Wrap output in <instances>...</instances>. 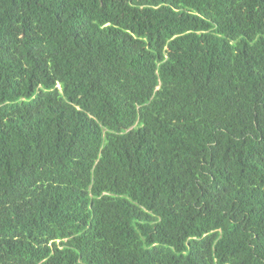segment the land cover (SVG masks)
<instances>
[{
    "label": "trees",
    "instance_id": "1",
    "mask_svg": "<svg viewBox=\"0 0 264 264\" xmlns=\"http://www.w3.org/2000/svg\"><path fill=\"white\" fill-rule=\"evenodd\" d=\"M0 264H264V0H0Z\"/></svg>",
    "mask_w": 264,
    "mask_h": 264
}]
</instances>
